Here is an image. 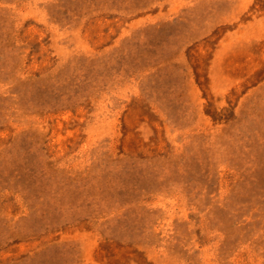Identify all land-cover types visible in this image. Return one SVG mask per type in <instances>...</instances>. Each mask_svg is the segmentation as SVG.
Segmentation results:
<instances>
[{"label": "rangeland", "instance_id": "obj_1", "mask_svg": "<svg viewBox=\"0 0 264 264\" xmlns=\"http://www.w3.org/2000/svg\"><path fill=\"white\" fill-rule=\"evenodd\" d=\"M0 264H264V0H0Z\"/></svg>", "mask_w": 264, "mask_h": 264}]
</instances>
